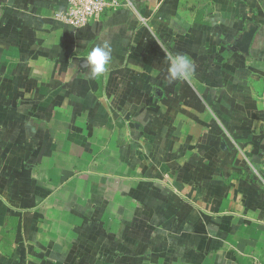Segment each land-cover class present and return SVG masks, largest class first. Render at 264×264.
<instances>
[{
    "label": "crops",
    "instance_id": "crops-1",
    "mask_svg": "<svg viewBox=\"0 0 264 264\" xmlns=\"http://www.w3.org/2000/svg\"><path fill=\"white\" fill-rule=\"evenodd\" d=\"M120 1L0 0V264H264V0Z\"/></svg>",
    "mask_w": 264,
    "mask_h": 264
},
{
    "label": "clouds",
    "instance_id": "clouds-1",
    "mask_svg": "<svg viewBox=\"0 0 264 264\" xmlns=\"http://www.w3.org/2000/svg\"><path fill=\"white\" fill-rule=\"evenodd\" d=\"M165 60L167 62V79L169 83L176 81H188L195 72L193 60L187 54L166 52ZM111 61V47L104 43L91 48L85 57V63L89 67L86 76L97 79L102 77L108 71V65Z\"/></svg>",
    "mask_w": 264,
    "mask_h": 264
},
{
    "label": "built area",
    "instance_id": "built-area-1",
    "mask_svg": "<svg viewBox=\"0 0 264 264\" xmlns=\"http://www.w3.org/2000/svg\"><path fill=\"white\" fill-rule=\"evenodd\" d=\"M120 0H68L67 9L57 19L71 27L80 28L98 19L105 11L122 5Z\"/></svg>",
    "mask_w": 264,
    "mask_h": 264
},
{
    "label": "water",
    "instance_id": "water-1",
    "mask_svg": "<svg viewBox=\"0 0 264 264\" xmlns=\"http://www.w3.org/2000/svg\"><path fill=\"white\" fill-rule=\"evenodd\" d=\"M251 37H252V31L245 35V39H244V49H246L247 44L251 40Z\"/></svg>",
    "mask_w": 264,
    "mask_h": 264
}]
</instances>
